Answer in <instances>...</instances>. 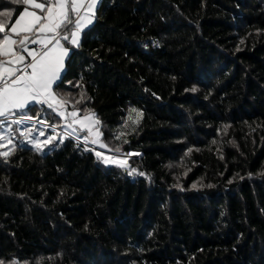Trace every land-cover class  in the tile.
Wrapping results in <instances>:
<instances>
[{
	"label": "trees",
	"instance_id": "16d2710c",
	"mask_svg": "<svg viewBox=\"0 0 264 264\" xmlns=\"http://www.w3.org/2000/svg\"><path fill=\"white\" fill-rule=\"evenodd\" d=\"M25 5L0 0L6 33ZM53 91L129 170L4 122L2 264H264V0H113Z\"/></svg>",
	"mask_w": 264,
	"mask_h": 264
},
{
	"label": "snow or ice",
	"instance_id": "6c2138e0",
	"mask_svg": "<svg viewBox=\"0 0 264 264\" xmlns=\"http://www.w3.org/2000/svg\"><path fill=\"white\" fill-rule=\"evenodd\" d=\"M13 3H23L31 5L35 9H39L42 12H46L43 16L38 15L34 11L25 9L20 12L19 17L15 23L8 29L9 32L19 36L22 32L38 31L40 33H54L56 34L59 29H63L65 32H70L72 36L71 43L78 44L77 37L86 25L92 23V17L87 16L81 19L73 20L72 13L79 14L80 8L84 6V0H12ZM98 3V0H88L89 12L92 11L94 6ZM70 5V10L67 6ZM6 15V13H0V16ZM26 17L28 19H26ZM37 25L39 27L37 28ZM74 25L75 31L69 27ZM24 39L17 41L13 39L12 35L6 33L5 21L0 19V56H15L16 63L24 61L23 55H18L13 50V46L18 44L23 51L28 53V56L32 57V62L25 65L24 69L11 67L14 63L12 60L7 62L0 60V117H6L11 109H24L31 104H47L49 108H52L50 101H55L52 88L53 85L60 79V71L63 67L64 58L68 55L69 49L60 45L59 41H56V46L39 54L35 50H30L25 45ZM64 40H68L69 36L64 35ZM31 43H40L44 48H47L50 40L47 38H41L39 40H32ZM6 64L8 66H6ZM27 69H31L30 72ZM20 73L19 75L17 73ZM71 115L76 118L77 113L73 112ZM90 117L85 116L80 123L83 125V121L89 120ZM22 121H13V123H21ZM70 126V125H69ZM89 134L93 132L91 126H87ZM2 139V137H0ZM87 140V137H85ZM44 143H47L45 141ZM93 143H96L93 140ZM39 147V143L36 145ZM100 147H105L104 144H100ZM119 151V149H117ZM7 153H0V155H6ZM97 156L101 153L97 152ZM108 159H105V163ZM120 166H124L126 161L115 160ZM135 171V169H132ZM130 174V173H129ZM2 264V262H0Z\"/></svg>",
	"mask_w": 264,
	"mask_h": 264
},
{
	"label": "crops",
	"instance_id": "0c3cea01",
	"mask_svg": "<svg viewBox=\"0 0 264 264\" xmlns=\"http://www.w3.org/2000/svg\"><path fill=\"white\" fill-rule=\"evenodd\" d=\"M40 2H42V0H40ZM112 3H113V0H98V3L94 6L92 11L89 12V9L87 6L88 0H84V6L80 8L79 14H76V13L71 14L73 20L81 19V18L87 17V16L92 17V23L90 25H86L84 27V29L80 32L79 36L77 37L78 44H76V45L71 43V40H72L71 33L65 32L63 29H59L56 34H54V33H40L38 31L22 32L21 35H19V36L15 35L14 33L9 32V31H7V34L12 35L13 39H16L17 41L22 40V39H24L25 36H27L28 39L25 40V45L27 46L28 49L35 50V52L37 54H39L43 51H46L47 49H50L52 47H55L57 40L59 41L60 45L68 48L69 53L64 58L63 67L61 68V71H60V79H61L65 70L69 66H71L75 63V52L80 48V45L82 43V39H83V36L85 35V33L95 24V22L97 20L102 19L105 11L110 7V5H112ZM67 7L70 10V5ZM25 9H28L29 11H34L40 16H43L46 12V8H45V12H42L39 9L33 8L31 5H25V8L22 11H24ZM19 15H20V13H19ZM19 15L17 16V18L19 17ZM16 19H15V21H16ZM26 19H28V18L26 17ZM15 21L13 23H15ZM81 22L83 23L82 19H81ZM11 25H10L9 29L11 28ZM38 27H39V25H37V28ZM69 27L72 29V31H75L74 25H70ZM64 35L69 36V39L67 41L63 39ZM41 38H47L50 40V43H48L47 48H44L40 43H35V44L31 43L32 40H39ZM13 50L16 51L18 53V55H23L25 57L24 61L16 63L15 62L16 61L15 56H0V60H3L5 62H7L8 60H12V61H14V63L11 65V67L19 68L21 70L24 69L25 65L32 62V57L28 56V53L26 51L22 50L19 43L13 46ZM6 66H8V65L6 64ZM27 71L30 72L31 69H27ZM17 74L19 75L20 73L18 72ZM60 79L56 82V84L59 83ZM56 84L53 85V88ZM53 88H52V92H53V95L55 96V101H50V103H52V105H53L52 108H49L47 106V104H35V103H33L30 106H28L22 110L21 109H11L10 112L6 115V117H0V123H3L5 121L12 122L13 119L17 120L18 118H15L13 116V114L15 112L24 111L28 108L33 107V106L45 105L50 110H53L58 117H60L61 119H64V120L71 121V123H73L74 126L79 127L81 129H83L84 131H88L87 126H91L94 129V127L96 126V120H95L94 116L92 114L80 116L77 111L66 112L65 110H63L59 100L57 99L56 95L54 94ZM73 112L77 113L76 118H74L71 115V113H73ZM62 116L63 117L65 116L67 118H63ZM85 116L90 117V119L87 121H83V125H82L80 123V121H82Z\"/></svg>",
	"mask_w": 264,
	"mask_h": 264
},
{
	"label": "rangeland",
	"instance_id": "374dc122",
	"mask_svg": "<svg viewBox=\"0 0 264 264\" xmlns=\"http://www.w3.org/2000/svg\"><path fill=\"white\" fill-rule=\"evenodd\" d=\"M8 14H9V12H7L6 15H3L0 18V19H3L5 21V25H6V19L9 16ZM62 109L64 110L63 107H62ZM58 118L60 119V122L58 124H61L60 129H55L54 127L56 125H54V127H50L48 124L44 123L43 121H38L36 118H30L29 117V118L23 119L25 121H22V122H26V123H28V125L33 124L35 126L39 125V126L43 127V130H39L37 132V134L35 133L36 134L34 136L35 139L31 141V144L34 147L41 148L42 146H44L45 144H49L53 140L51 133L47 134L44 131L45 128H50V129L54 130L57 134H61V135H63V137L65 136V137L73 138V139H75V142L84 145V147L86 149H89L90 151L93 152V154L98 158L99 162L101 164H103L104 166H114V167H119V168L124 169V170H129L128 163H127L128 157H126L120 151V149L118 147H115L110 143H104L102 141V134L100 132V129H99V126L97 123L93 129V132L91 134H89L88 131H84L83 129L74 126V124L71 123V121L61 119L60 117H58ZM63 118H67V117L64 116ZM13 121H16V120L13 119L12 122ZM6 122H8V121H6ZM3 123H0V128H1L0 137H2V139H0V150L3 151V153H7V148H9V146L11 145V141H12V138L14 137L15 132H13L14 131L13 126L11 124H9V123L3 124ZM20 127H21L20 123L15 124V128H17L16 131L19 134L18 136H23V134H26V136H29L30 126H28L27 129H25V130H22V128L20 129ZM36 130H38V128H33V133L36 132ZM85 137H87V140H85ZM61 140H63V139H61ZM93 140H95L96 143H93ZM45 141H47V143H44ZM37 143H39V147L36 146ZM100 144H104L105 147L101 148ZM117 149H119V151H117ZM97 152L101 153V155L97 156L96 155ZM106 158L108 159L107 163H105ZM113 159L126 161V164L122 167L116 163H113L112 162Z\"/></svg>",
	"mask_w": 264,
	"mask_h": 264
}]
</instances>
